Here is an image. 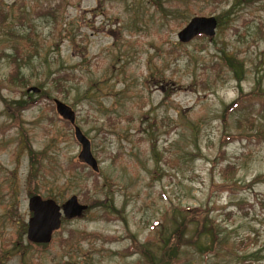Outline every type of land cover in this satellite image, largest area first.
I'll return each mask as SVG.
<instances>
[{"label": "rangeland", "instance_id": "1", "mask_svg": "<svg viewBox=\"0 0 264 264\" xmlns=\"http://www.w3.org/2000/svg\"><path fill=\"white\" fill-rule=\"evenodd\" d=\"M263 102L264 0H0V264H264ZM34 195L88 209L34 243ZM188 208L213 230L174 256Z\"/></svg>", "mask_w": 264, "mask_h": 264}, {"label": "water", "instance_id": "2", "mask_svg": "<svg viewBox=\"0 0 264 264\" xmlns=\"http://www.w3.org/2000/svg\"><path fill=\"white\" fill-rule=\"evenodd\" d=\"M218 20L215 16H194L189 23L179 31L178 37L182 42H189L199 35L213 37L216 35ZM29 91H39L35 86ZM57 112L61 117L74 125L75 136L81 144L79 159L90 165L94 171H99V164L91 149L90 139L76 125V112L73 108L60 99H55ZM29 209L32 217L29 220L27 238L34 243H50L53 233L60 229L62 217L72 219L82 216L88 209V205L79 201L78 196L73 195L64 204H58L54 199H43L40 195H34L29 200Z\"/></svg>", "mask_w": 264, "mask_h": 264}, {"label": "trees", "instance_id": "3", "mask_svg": "<svg viewBox=\"0 0 264 264\" xmlns=\"http://www.w3.org/2000/svg\"><path fill=\"white\" fill-rule=\"evenodd\" d=\"M205 1L213 2V3H219L220 1H223V0H205ZM218 18H219V16H218ZM200 36H204V35H200ZM12 61L13 62L15 61L14 57L12 58ZM12 73L17 74L16 69H13ZM240 106H241V100H236L229 106L228 110H229V112L234 111V110L238 109ZM227 137H229V136H227ZM262 178H264V176H262ZM185 212L187 213L186 217L184 216V219L179 222V226L170 234V241L166 243V247L164 248V250L166 249L165 252L172 249L174 252V256H177L178 250L181 248L182 245H184V244H195L197 242V239H198L201 232H204V230H206V228H208L209 231L213 230V226H214L212 224V221L209 219L208 215H205V216L202 215L204 210H202L200 208H194V209L188 208L185 210ZM188 223L195 224V226L197 227V234L195 236L193 235L191 238L188 237L187 235L185 236V233L187 231V225L186 224H188ZM216 237H218V236H216L214 234L212 235L213 240H215ZM192 242H194V243H192ZM174 259L175 258L172 259L173 262H174Z\"/></svg>", "mask_w": 264, "mask_h": 264}]
</instances>
